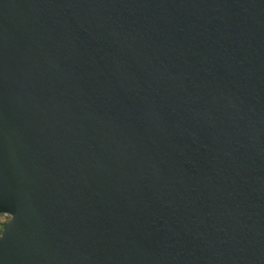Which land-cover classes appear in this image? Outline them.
<instances>
[{
  "label": "water",
  "instance_id": "obj_1",
  "mask_svg": "<svg viewBox=\"0 0 264 264\" xmlns=\"http://www.w3.org/2000/svg\"><path fill=\"white\" fill-rule=\"evenodd\" d=\"M0 264H264V0H0Z\"/></svg>",
  "mask_w": 264,
  "mask_h": 264
},
{
  "label": "trees",
  "instance_id": "obj_2",
  "mask_svg": "<svg viewBox=\"0 0 264 264\" xmlns=\"http://www.w3.org/2000/svg\"><path fill=\"white\" fill-rule=\"evenodd\" d=\"M10 219L9 215H0V234L2 232L3 226L6 224V222Z\"/></svg>",
  "mask_w": 264,
  "mask_h": 264
},
{
  "label": "clouds",
  "instance_id": "obj_3",
  "mask_svg": "<svg viewBox=\"0 0 264 264\" xmlns=\"http://www.w3.org/2000/svg\"><path fill=\"white\" fill-rule=\"evenodd\" d=\"M3 236V235H2ZM2 236H0V237H2Z\"/></svg>",
  "mask_w": 264,
  "mask_h": 264
}]
</instances>
